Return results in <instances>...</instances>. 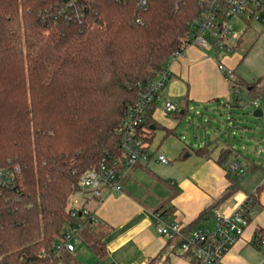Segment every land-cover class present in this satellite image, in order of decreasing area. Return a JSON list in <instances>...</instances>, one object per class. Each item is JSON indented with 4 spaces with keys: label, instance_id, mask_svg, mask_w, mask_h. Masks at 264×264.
<instances>
[{
    "label": "trees",
    "instance_id": "16d2710c",
    "mask_svg": "<svg viewBox=\"0 0 264 264\" xmlns=\"http://www.w3.org/2000/svg\"><path fill=\"white\" fill-rule=\"evenodd\" d=\"M201 1L207 0H0V168L20 171L0 188V264H41V251L50 252L81 221L66 212L67 199L80 191L84 172L121 155L117 131L138 86L188 47ZM229 84L264 102L261 78L248 83L236 75ZM156 98L140 125L145 135ZM194 153L208 157L209 149ZM231 154L223 149L217 160L229 177ZM230 180L221 200L236 191ZM260 191L248 197L251 206ZM212 208L196 222L208 220ZM262 237L258 230L254 243ZM86 245L97 262L105 258L103 239Z\"/></svg>",
    "mask_w": 264,
    "mask_h": 264
},
{
    "label": "crops",
    "instance_id": "0c3cea01",
    "mask_svg": "<svg viewBox=\"0 0 264 264\" xmlns=\"http://www.w3.org/2000/svg\"><path fill=\"white\" fill-rule=\"evenodd\" d=\"M240 60L242 58L236 52L229 56L221 54L216 57L209 50L188 46L183 55L170 64L171 77L155 100L152 114L154 124L149 127L151 133H146V138L150 135L146 143L149 154L155 155V150L149 149L155 131L159 130L163 152L172 157L175 163L170 166H167L170 161L166 165L154 162L139 163L125 178L121 194L114 195L104 189L101 200L91 195L86 196L82 203H77V208L85 207L94 215L95 222L92 227L81 231L85 248L75 243L71 257L81 264H148L160 257H165L168 264H192L186 259H179L177 255L166 254L168 241L157 234L152 215L161 213L160 209L171 208L170 219L182 226L189 227L195 223L196 226L212 225L217 212L228 215L247 199L253 212L251 221L242 238L225 255L223 263L264 264V245L254 243V234L258 230H264L262 166L252 163L248 168V171L263 172L257 177L258 185L252 192L244 193L243 188L235 182L236 191L221 200L231 185V176L229 177L226 169L217 163L220 152L223 149H231L229 163L233 160L232 162H237L241 168L239 161L245 158V154H241L244 148L240 144L236 147L228 145L222 128L217 126L210 133H204V139H199L198 142H195L197 139H191L187 127V130L180 129L183 118L191 111L200 114L207 110L215 112L214 109L221 106L242 108L239 102L241 92L236 90L234 93L224 75L217 69V63L221 61L228 69L234 70L236 76ZM166 102L176 105L177 111L164 116L162 109ZM242 103L243 107L248 104ZM247 136L246 132L243 138ZM189 139L191 141L187 142ZM204 146L209 149L208 157L195 155L194 151ZM258 187H261V191L251 206L248 197L254 194ZM212 205L214 208L211 209L210 218L196 222L200 213ZM94 237H99L106 243V255L101 262H97L93 254L91 257L88 255L90 253L85 254V251L89 252L86 249V241Z\"/></svg>",
    "mask_w": 264,
    "mask_h": 264
},
{
    "label": "built area",
    "instance_id": "2783aa9c",
    "mask_svg": "<svg viewBox=\"0 0 264 264\" xmlns=\"http://www.w3.org/2000/svg\"><path fill=\"white\" fill-rule=\"evenodd\" d=\"M199 6L201 12L194 21L189 45L200 49H213L225 56L233 54L238 39L231 26L234 18L245 16L249 24L258 21L264 25V0H207L199 2ZM182 55L183 52L174 54L163 70L138 86V99L127 108L117 131L121 155L104 159L96 170H88L81 175L78 181L80 191L72 194L66 202L68 215L74 220L79 217L81 221L67 228L50 252L41 251V264H66L63 255L74 252V244L86 223L95 222L94 215L87 208L76 207L77 203L84 201V193L100 200L104 189L118 195L122 193L124 179L135 165L151 161L168 164L169 161L163 155L149 154L146 135L141 132L140 125L150 104L170 79V64ZM217 69L226 81L235 79L234 72L221 61H218ZM176 111V105L166 102L162 114L167 116ZM229 169L236 172L240 167L237 162H233ZM19 174L17 167L9 171L0 168V188L13 182ZM252 215L246 199L228 215L217 212L212 225L188 228L167 219L160 212L154 213L152 220L157 234L168 241L167 255H177L192 264H224L225 255L242 238L247 219ZM260 244L264 245V239Z\"/></svg>",
    "mask_w": 264,
    "mask_h": 264
},
{
    "label": "rangeland",
    "instance_id": "374dc122",
    "mask_svg": "<svg viewBox=\"0 0 264 264\" xmlns=\"http://www.w3.org/2000/svg\"><path fill=\"white\" fill-rule=\"evenodd\" d=\"M231 26L233 32L239 36V45L236 48V54L239 55L242 60L238 63L239 66L236 70L238 76L248 83L255 82L261 78V84H259V86H264V25L258 21L252 22L249 25L246 22V17L243 16L234 18L231 21ZM209 51L213 52L216 57L221 56V52L219 51L216 52L213 49ZM239 102L242 107L239 109L236 107L221 106L219 108L216 107L214 109L215 112H209V110H207L200 112V114H196L195 111H191L190 114L183 118L184 121L180 123V129L185 128L187 130L188 128V131L191 133V139H197L195 142H198L199 139H204V133H210L211 130H215V128L219 127V129L222 128V134L228 145L232 144L236 147L240 144V146L244 148V152H241V154H245V158L239 161L241 168L236 172L229 170L231 179L236 182L238 186L243 188L244 193L249 194L253 191L255 186L258 185L257 177L260 173L263 174V172H261L262 170L248 171V168L252 163H255L261 165L264 170V102L261 100L253 102L247 91H242L240 93ZM242 102L248 103L247 106L243 107ZM257 110L261 111L262 115L254 116L253 114ZM207 112H209V114ZM205 118L206 121L204 122ZM244 127L247 129H243ZM246 132L248 136L244 139L243 137ZM159 133V130L155 131L149 150H155V155L162 153L163 156L170 161V164L167 165L170 166L174 164L175 161L172 157H169L167 153L163 152L164 148L159 140ZM191 139L187 142L191 141ZM232 161L233 160H231L227 167L233 163ZM86 196L91 195L89 193H84L83 200L86 199ZM82 233L79 234L76 245L84 249L85 244L82 242ZM261 240L262 239L259 240V244ZM86 253H90L88 254L89 257L92 256L90 251H85V254ZM165 259V257H160L156 262L162 264ZM179 259L185 260L181 257H179Z\"/></svg>",
    "mask_w": 264,
    "mask_h": 264
},
{
    "label": "water",
    "instance_id": "95a60500",
    "mask_svg": "<svg viewBox=\"0 0 264 264\" xmlns=\"http://www.w3.org/2000/svg\"><path fill=\"white\" fill-rule=\"evenodd\" d=\"M258 113V114H257ZM254 116H260V115H262V112L261 111H259V110H257V111H255L254 112V114H253Z\"/></svg>",
    "mask_w": 264,
    "mask_h": 264
}]
</instances>
